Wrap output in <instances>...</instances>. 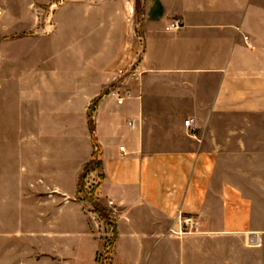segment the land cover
<instances>
[{
	"label": "crops",
	"instance_id": "crops-1",
	"mask_svg": "<svg viewBox=\"0 0 264 264\" xmlns=\"http://www.w3.org/2000/svg\"><path fill=\"white\" fill-rule=\"evenodd\" d=\"M141 2L140 49L135 0H0V182L15 184L17 219L9 264H100L107 224L79 191L90 116L101 168L89 180L102 176L111 264H234L228 237L264 264V187L244 171L264 166V0ZM42 6L48 25L24 35V8ZM174 20L182 27L167 29ZM135 58L142 74L118 104L119 61ZM179 212L198 217L196 232H173Z\"/></svg>",
	"mask_w": 264,
	"mask_h": 264
},
{
	"label": "rangeland",
	"instance_id": "rangeland-1",
	"mask_svg": "<svg viewBox=\"0 0 264 264\" xmlns=\"http://www.w3.org/2000/svg\"><path fill=\"white\" fill-rule=\"evenodd\" d=\"M123 1L128 2V0H123ZM49 8L50 7H44V6H42V7H28V8L25 7L24 8L25 9V16H24L25 17V23H24V30L25 31H24V35L32 34L34 31H36V29L40 30L42 26L45 27L46 25H48V23H46V22L42 23L41 20L38 19V17L43 16V15L44 16L47 15L48 14L47 10H49ZM0 9L3 10V8H1V7H0ZM12 9H16V8H12ZM33 19H35L34 22H33ZM142 20H143L142 2H141V0H135L134 7H133V13L131 15V19H130L129 23L135 29V33H136L135 40H136V43L140 49H141L140 46L143 42V40L141 38L142 37V25H141ZM129 23H128V25H129ZM119 25L120 24H118V26H116V28L113 29L116 37L119 34ZM106 29H107V27L105 28V31H106ZM112 51H113V49H112ZM139 52L137 54H139ZM119 63L122 64L123 62H121V60H120ZM119 63L117 65H119ZM117 65H116V67H117ZM0 99H2V92L1 91H0ZM4 106L6 107V105L3 102H0V114L1 115H3L2 111H4ZM10 117L12 120L17 119V117H15L14 114H11ZM0 122H1V119H0ZM190 133H191V131H190ZM8 137L9 136L7 135L6 139ZM9 139H10V137L8 138V140ZM8 140H7V143H8ZM97 169H100V168H94V169L91 168V170L88 171L86 174L84 171L83 174H85V177L84 178L82 177L80 180V183H81V186L83 189H85V186L87 184H89V191L91 194H93L92 197L94 198V200H97L96 187H97V184H98L97 182L99 181L98 178L100 175H98V174L96 175V178L94 179L95 181H91L89 179L91 178L92 171H97ZM235 169H241V167H236ZM244 171L248 172V173H246L247 178L254 180V181H252L253 182L252 184L254 185L253 188H255V190L260 186L264 187V181L261 182V179L264 178V166H246V167H244ZM3 173L6 175V177L13 175V173H15L14 169L11 166V163H9V164L6 163V166H5ZM237 176L240 177V175H237ZM256 180H260V181H256ZM14 186H15V184L12 182H9V181L3 182V183L0 182V264H2L1 263L2 261H3V264H9V259H10V255H8V252H6V249H8V248L6 246L3 247V244H4L5 240L11 238V233L13 232V229L15 227L16 220H17L16 215L11 214V212L14 211V206H15ZM2 187L4 188L3 193L1 191ZM12 187H13V189H12ZM263 192H264V189H263ZM260 194L262 195V193L259 191V195ZM255 201L258 203V205L260 207L261 206L264 207V194H263V198L260 197V199H256ZM102 206L104 207V205H102ZM101 220H102V222H105L107 224V226L105 227L107 234L104 233V236H103V238H105V240H106L104 243L106 248L104 249V252H102V254L99 258V261H100V264H111V261H110V259H111V257H110L111 244H112L111 242H112L114 234H112V231H111L112 227L104 219H101ZM227 245H228V247H232L233 263L234 264H256L255 263V260L257 258L256 252H250L249 251L248 253H245L244 250L240 246L241 245V239L239 237H228L227 238ZM2 250H5V252H3L4 257L1 258Z\"/></svg>",
	"mask_w": 264,
	"mask_h": 264
},
{
	"label": "built area",
	"instance_id": "built-area-1",
	"mask_svg": "<svg viewBox=\"0 0 264 264\" xmlns=\"http://www.w3.org/2000/svg\"><path fill=\"white\" fill-rule=\"evenodd\" d=\"M181 27L182 23L179 20H174L167 29L178 30ZM245 39L248 40V37H245ZM141 74L142 72L139 70L137 58L123 62L117 68V76L115 77L116 86L110 90V94L117 98L118 104H123L125 97L131 95V92L127 89H123L122 86L125 83H129L130 81L139 78ZM129 125L135 127V122L130 121ZM185 125L189 128H192V119L186 120ZM120 149L121 151H124L123 146ZM178 221L180 225L179 230H173V232L176 234L196 232L200 226L198 217L195 215H186L179 212Z\"/></svg>",
	"mask_w": 264,
	"mask_h": 264
},
{
	"label": "trees",
	"instance_id": "trees-1",
	"mask_svg": "<svg viewBox=\"0 0 264 264\" xmlns=\"http://www.w3.org/2000/svg\"><path fill=\"white\" fill-rule=\"evenodd\" d=\"M90 131H91V134H92V140H93V144H94V153L92 155V159L90 160V162L86 165L84 171H85V174L91 170V168H101V157H100V150L98 148V144H97V141H96V136H95V128H94V124H93V121H92V118L90 116ZM85 174H83L81 176V178L85 177ZM80 178V180H81ZM100 179H102V176H100ZM79 191L80 192H85L86 193V196L89 198V200L91 201L93 207H94V210L95 212H97L102 219H104L113 229H114V224L112 222V218L110 217V214L108 212V210L103 207L97 200H94V198L92 196H90L88 194V192H86L85 189L82 188L81 186V183H79ZM114 239H112V242L113 243Z\"/></svg>",
	"mask_w": 264,
	"mask_h": 264
}]
</instances>
